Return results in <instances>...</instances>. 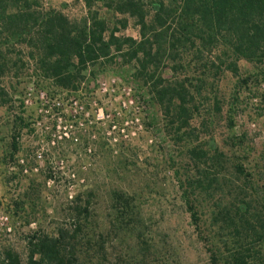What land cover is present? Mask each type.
Segmentation results:
<instances>
[{"label":"rangeland","instance_id":"374dc122","mask_svg":"<svg viewBox=\"0 0 264 264\" xmlns=\"http://www.w3.org/2000/svg\"><path fill=\"white\" fill-rule=\"evenodd\" d=\"M95 1L92 8L112 25L115 15ZM157 1L143 0L148 19ZM37 2L43 12L53 9L70 19L87 13L83 0ZM118 34L139 39V27L130 18ZM16 40L7 43L0 35L5 59L0 88L10 97L0 103V256L12 248L25 264L30 232L53 234L68 225L70 198L91 188L97 195L88 221L91 231L112 229L113 199L122 195L133 199L142 221L139 232L111 233L103 264H211L213 255L219 264H228L230 252L244 247L258 252L264 264V229L261 238L240 241L234 229L216 218L221 206L248 200L233 164L250 173L256 191L249 203L264 215V56L236 60V75L226 69L235 58L222 43L189 47L175 61L164 62L162 77L186 78L193 97L190 123L196 136L179 140L152 97L150 83L143 82L149 81L150 71L140 78L135 61L121 54L102 59L83 72L76 91L70 92L45 80ZM13 135H19L17 152L11 146ZM196 144L225 155L219 180L208 193L190 185L196 169L187 151ZM138 233L146 242L143 259ZM98 262L78 264H102Z\"/></svg>","mask_w":264,"mask_h":264},{"label":"trees","instance_id":"16d2710c","mask_svg":"<svg viewBox=\"0 0 264 264\" xmlns=\"http://www.w3.org/2000/svg\"><path fill=\"white\" fill-rule=\"evenodd\" d=\"M99 1L115 15L112 25L92 8L95 0H83L87 13L79 20L70 19L53 9L43 12L38 8L37 0H0V35L7 43L17 39L27 48L42 77L56 88L70 92L76 91L84 78L83 72L102 59L121 54L128 62L135 61L136 74L140 78L150 71L147 77L150 82L146 78L143 82L146 85L150 83L152 97L170 119L171 128L179 140H194L196 136L190 123L193 97L187 88L186 78L167 80L162 77L164 62L175 61L189 47L199 49L222 43L228 46L235 58L226 65V69L236 75V60L252 61L264 56V0H158L150 19L143 0ZM130 18L139 27V39L118 34L128 26ZM3 61L0 46V69L5 64ZM176 67H170L172 72ZM154 76L156 78L152 80ZM9 100L8 92L0 88V103H8ZM215 108L219 111L217 103ZM18 137H12L14 152L18 150ZM187 158L196 169L190 185L208 193L219 180V169L225 163V155L216 148L211 152L196 144L188 149ZM213 168L216 170L211 172ZM232 169L234 174L243 178L248 200L241 206H221L216 218L220 217L227 227L234 229L240 241L247 236L259 239L264 229V215L249 203L255 198L256 185L242 164H233ZM96 196L91 188L74 194L69 207L71 222L58 227L55 233L41 229L31 231L26 238L25 264H78L84 259H96L103 264L108 260L107 243L113 238L111 233L116 235L115 231L125 229L139 232L137 225L142 221L133 210V199L127 195L113 199L116 214L112 216V229L108 232L99 230L98 233L91 231L92 221H88ZM15 204L16 207L19 205ZM187 206L196 222L197 214L188 200ZM137 238L144 245L139 257L143 259L146 242L139 233ZM257 254L248 247L234 249L230 252L228 264H263ZM0 264L23 263L16 250L6 248L1 253ZM211 264H219L215 255Z\"/></svg>","mask_w":264,"mask_h":264}]
</instances>
